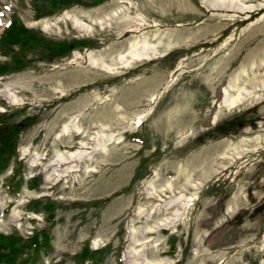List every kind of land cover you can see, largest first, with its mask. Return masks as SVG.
<instances>
[{
  "label": "rangeland",
  "instance_id": "rangeland-1",
  "mask_svg": "<svg viewBox=\"0 0 264 264\" xmlns=\"http://www.w3.org/2000/svg\"><path fill=\"white\" fill-rule=\"evenodd\" d=\"M82 2L0 0V36L14 19L90 43L0 75V125L34 118L0 234L47 229L35 264H264V0Z\"/></svg>",
  "mask_w": 264,
  "mask_h": 264
},
{
  "label": "trees",
  "instance_id": "trees-1",
  "mask_svg": "<svg viewBox=\"0 0 264 264\" xmlns=\"http://www.w3.org/2000/svg\"><path fill=\"white\" fill-rule=\"evenodd\" d=\"M51 7H67L71 4L84 5L82 0H47ZM97 4L101 0H93ZM89 41L72 40L69 42H56L42 36L39 32L25 29L16 20H10L0 36V48L15 46L17 52L12 55L9 63L0 65V75L26 68L29 64L24 59L26 51L34 52L45 61H52L68 55L74 48L89 46ZM33 117H25L17 124L0 125V173L7 167L12 157L18 134L33 124ZM35 207H29L34 212H39V201ZM44 212L49 213L47 220L52 222L53 207L46 204L42 207ZM50 237L47 229L35 232L27 237L16 234H0V264H35L40 253H46L50 249ZM99 251H88L83 249L81 253L74 256L76 262L92 258Z\"/></svg>",
  "mask_w": 264,
  "mask_h": 264
},
{
  "label": "bare ground",
  "instance_id": "bare-ground-1",
  "mask_svg": "<svg viewBox=\"0 0 264 264\" xmlns=\"http://www.w3.org/2000/svg\"><path fill=\"white\" fill-rule=\"evenodd\" d=\"M77 24V23H76ZM79 26V25H78ZM85 26V25H84ZM88 32V31H87ZM155 50V49H154ZM136 58H139L140 57V55H136L135 56ZM132 60V59H131ZM235 85L234 84H231L229 87L230 88H232V87H234ZM236 91V90H235ZM224 99H223V107L225 108L226 107V109H229V108H232V107H235L236 105H234L235 104V101H233L232 100V98H231V95L229 94V88H225L224 89ZM236 92H238V91H236ZM232 94V93H231ZM6 97H12V99L14 98L13 97V95L12 94H10V93H8V94H6ZM14 100V99H13ZM237 100V99H236ZM242 100V99H241ZM240 102V101H239ZM140 119V118H139ZM70 157V156H69ZM76 159V158H75ZM140 256V255H139ZM141 260V259H140ZM152 264V263H151Z\"/></svg>",
  "mask_w": 264,
  "mask_h": 264
}]
</instances>
